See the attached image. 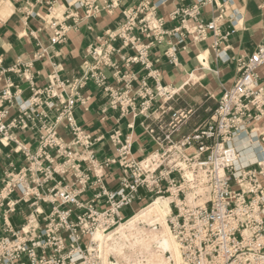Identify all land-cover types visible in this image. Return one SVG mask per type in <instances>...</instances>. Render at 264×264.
<instances>
[{"label":"built area","instance_id":"built-area-1","mask_svg":"<svg viewBox=\"0 0 264 264\" xmlns=\"http://www.w3.org/2000/svg\"><path fill=\"white\" fill-rule=\"evenodd\" d=\"M120 0L109 4L91 6L88 0L80 3L86 18L101 10L111 11ZM197 2L188 10L175 11V17L182 13L195 20L199 15ZM124 24L108 35L110 42L121 40L135 50L136 55L124 60L126 68L141 65L150 69L149 44H141L135 33L145 39L154 38L161 43L163 21L155 17V11L148 0H141L137 8L124 12ZM182 21L181 28L171 33L184 43V36L190 35L196 42L206 39L208 32H217L216 21L204 24L198 22L188 29ZM56 25L53 23L51 28ZM65 31L54 29L51 44L60 43ZM98 45L89 52L90 62L84 65L80 78L61 82L62 93L68 97L61 103L56 121L51 126L40 127L37 150L19 144L10 130L23 128L27 121L37 115L33 108L41 105L40 97L46 99L61 96L54 94L50 86L43 91L35 88L28 64H14L3 68L0 76L14 74L29 84L32 97L19 102L11 94L13 83L6 80L0 91V143L8 147L15 144L14 153H22L28 161L26 168L5 174L0 188V264H125L112 252H107L110 234L132 220L139 211L156 200L167 201L168 214L165 225L178 245L180 264H264V158L258 162L241 164L240 152L235 140L242 135H254L253 124L264 116V86L259 84L257 71L264 67V42L248 58L236 61V78L231 88L225 90L210 116L193 131L179 139L175 136L194 115L193 109H173L170 102L178 96L172 86H162L158 80L154 87L141 80L135 89L132 75L122 76L123 87L113 90L105 86L104 70L114 68L109 46ZM170 62L176 65L175 48L167 50ZM120 72H114V77ZM102 88L108 94L106 108L119 111L122 117L131 116L133 121L142 116L154 124L143 126L144 133L153 140L157 150L137 160L132 155V137H122L119 131L110 136L115 147V157L98 163L92 147L100 139H92L77 127L73 108L80 99L79 91L87 82ZM57 83H59L57 81ZM17 105L18 115L7 122L6 102ZM86 101V100H85ZM84 105V101H80ZM48 110H54L53 102L44 101ZM156 104L155 110L152 106ZM157 114L156 117L154 115ZM169 115L165 122L164 117ZM64 123L73 139L65 144L57 135L56 126ZM143 125V124H142ZM133 129V123L128 126ZM78 150V152H77ZM84 151L85 159H78ZM55 153V157L51 154ZM83 154V153H82ZM54 158L60 162L54 165ZM45 163L47 165H45ZM88 164L82 169V164ZM116 166L121 176L116 188L105 183V169ZM69 172L75 178L77 190L56 183L46 193L39 189L54 180V176H66ZM93 189L88 201H81V193ZM104 201V207L95 204ZM140 203L132 215L124 218L121 211ZM42 205L49 206L46 214ZM25 206L28 214L24 223L15 230L9 223L11 216ZM161 229V225L155 222ZM100 231L103 240L95 241L94 234ZM110 235V236H109Z\"/></svg>","mask_w":264,"mask_h":264},{"label":"crops","instance_id":"crops-1","mask_svg":"<svg viewBox=\"0 0 264 264\" xmlns=\"http://www.w3.org/2000/svg\"><path fill=\"white\" fill-rule=\"evenodd\" d=\"M4 1V6L0 8L1 66L7 68L14 64H28L31 66L29 74L33 77L35 88L43 91L50 86L51 82L54 94L61 96L59 101L57 98L46 99L43 94L40 97L41 105L33 110L36 113H43L46 118L37 115L32 121H27L23 128L10 130L14 140L26 146L30 153L37 150L41 125L51 126L55 123L62 107L60 102H64L68 97V92L62 93L61 82L80 78L85 72V63L90 62L89 52L99 44L103 46V50L107 45L114 50L111 61L115 67L104 70L107 77L105 86L120 90L123 87L121 77L127 75H132L136 79L133 82L135 89L139 87L143 79L148 86L154 87L156 83L154 78L162 86L174 88L183 86L177 93L181 96L186 91L183 94L185 103L179 108L172 101L171 107L175 110L196 108L199 112L197 117L195 116L197 112H194L192 116L194 119L189 128H184L187 126L184 125L175 136L179 139L189 135L197 125L203 123L216 107L224 91L232 87L236 78V61L251 56L264 42V0H205L202 5H199V15L195 20L182 13L173 17L172 13L189 10L197 0H148L150 7L155 11V17L163 21L162 31L168 34L163 36L161 43L158 44L154 38L145 39L142 35L135 33V36L141 40V44L151 43L148 53L150 69L147 70L139 64L126 68L124 60L135 56V50L128 45H123L121 40L110 42L108 35L116 32L124 24V12L137 8L141 0H120L117 7L111 11L104 9L90 18L85 17L84 7L79 6L85 0ZM88 2L91 6H104L109 4L110 0H88ZM6 5H9L12 10L4 16L2 12ZM183 20H185L184 26L188 29L198 22L207 24L215 20L217 32L216 34L213 31L208 32L206 39L201 42H196L192 36L185 35L184 43L179 44L178 38L171 32L181 28ZM53 23L56 26L52 29ZM60 27L65 31L63 40L60 43L51 44L53 30ZM173 47L178 61L176 65H173L166 55L167 50ZM201 51L208 52L207 67H202L198 62L197 56ZM115 71L120 72L116 77L113 76ZM257 74L258 83L264 86V67L259 68ZM7 79L14 85L10 89L11 94L14 95L17 91L16 96L20 103L32 97L29 84L14 74L0 76V91L5 88ZM193 84L198 85L192 87ZM79 94L80 99L72 111L73 118L77 127L85 134L93 140L100 139L92 147L98 163L116 156L115 147L110 142V136L115 131H119L123 138L131 135L132 155L137 160L157 150L153 140L143 130V126L155 123L152 118L144 120L142 116H139L133 121L131 116L122 117L119 111L105 109L108 94L90 81L79 91ZM44 101L53 102L55 109L48 110ZM80 101H84V105ZM156 107L157 105L154 104L152 109L155 110ZM3 109H7L8 113L6 123L18 115V108L14 101L11 105L5 102ZM156 116L157 114L154 115ZM164 120L165 122L169 120L168 114ZM132 123L133 129L130 130L128 126ZM253 127L256 132L254 135L240 137H245L246 146L252 145L255 150L247 160L258 162L264 157V116L259 122L253 124ZM56 132L65 144H70L73 136L66 124L62 122L58 124ZM240 137L235 140L237 148L239 145L237 140ZM14 149V143H10L8 147L0 143V188L5 174L17 172L28 166L25 156L22 153H14ZM84 153L86 152L81 151L78 159H85ZM51 155L55 157V153ZM54 160V165L60 162L59 158ZM87 168L88 164L83 163L82 169ZM103 172L105 183L114 190L121 176L120 170L113 166ZM53 178L52 182L39 189L40 193H46L56 183H60L59 187L68 186L71 190L78 189L71 172L66 176L55 175ZM93 194V189L89 188L81 193L79 199L88 201ZM95 205L102 208L104 201H98ZM42 208L46 214L49 212V206L42 205ZM27 214L28 210L23 206L21 211L10 217V225L17 230L24 223ZM2 229L3 222L0 220V231Z\"/></svg>","mask_w":264,"mask_h":264},{"label":"bare ground","instance_id":"bare-ground-1","mask_svg":"<svg viewBox=\"0 0 264 264\" xmlns=\"http://www.w3.org/2000/svg\"><path fill=\"white\" fill-rule=\"evenodd\" d=\"M10 10L12 9H10L9 5H6L3 8L2 14L6 16L10 12ZM197 58L199 64L202 67H207L208 64L207 51H201L198 54ZM180 65L181 64L179 63V66ZM182 87L183 86L173 88L172 92L177 93ZM237 141L239 143L237 149L241 151L240 152L241 164L246 165L250 163L247 159L251 157L252 152H255V150L252 148V145L246 146L245 137H240V139H238ZM251 142L252 143L254 142V138L251 140ZM167 214H168L167 201H164L163 204L161 200L160 201L157 200L147 208L139 211V213H137V215L132 220H130L125 225H121L115 231V233L110 234L111 236L109 235L110 236L109 241L111 244L107 246L108 248L107 252L114 253V255L118 257L119 260L121 259L123 262H125V264H130L131 258H129L126 253L127 248L133 249L135 247H141L144 251L150 253L149 254L150 257L149 259H145V260L137 259L134 262V264H180L178 245L176 241L172 238V236L169 234L168 228L165 225V216ZM155 222H158L161 225V232L158 230V227L155 226ZM141 223L142 225L144 223L147 226H150L151 229H149L148 231L139 230L137 228V224H141ZM93 237L95 241L103 240L102 233L99 230L95 232ZM121 241L127 243L128 245L123 244V242ZM152 243L155 244L160 243L157 252L152 251L153 248ZM107 264H119V263L109 262Z\"/></svg>","mask_w":264,"mask_h":264},{"label":"rangeland","instance_id":"rangeland-1","mask_svg":"<svg viewBox=\"0 0 264 264\" xmlns=\"http://www.w3.org/2000/svg\"><path fill=\"white\" fill-rule=\"evenodd\" d=\"M4 0H0V8H2L3 6H4ZM198 84H193L192 85V87H194V86H197ZM186 92V91H185ZM185 92H183L182 93V95L180 96V97H175L174 98V100H173V104H175V106H179V108H180V105H183L184 103H185V98L183 97V94L185 93ZM210 104L212 103L211 101L209 102ZM208 103V104H209ZM213 106V105H212ZM174 107V106H173ZM194 110V112L196 113L197 112V109L196 108H194L193 109ZM199 112V111H198ZM198 112L196 113V117L198 116ZM193 119H194V117H192V119L190 120V121H188L187 122V126L186 127H184V128H189V126L191 125V123H192V121H193ZM183 127L181 128V129H183ZM157 201V200H156ZM160 201V200H159ZM161 202L164 204V201L163 200H161ZM139 206H141V208L142 207H144V206H142L140 203H135V204H133V206L131 207V208H124L122 211H121V213H122V215H123V217L126 219V218H128V217H130L131 215H132V210L133 209H138V207ZM139 225V226H138ZM140 227V228H139ZM137 228L139 229V230H146V231H148L149 229H151V227L150 226H147L146 224H144L143 223V225H142V223L141 224H137ZM160 232H161V229H158ZM116 237V236H115ZM121 242H123V241H121ZM123 244H127V243H124L123 242ZM128 245V244H127ZM152 246H153V248H152V251L153 252H157L158 251V247L160 246V243H152ZM129 251V252H128ZM134 251V252H133ZM126 253H127V255H128V257L129 258H131L130 259V264H134V262L137 260V259H141V260H145V259H149V257H150V253L149 252H146V251H144L141 247H135V248H133V249H130V248H127V250H126ZM142 256H143V258H142ZM121 260V259H120ZM122 261V260H121ZM125 263V262H124Z\"/></svg>","mask_w":264,"mask_h":264}]
</instances>
